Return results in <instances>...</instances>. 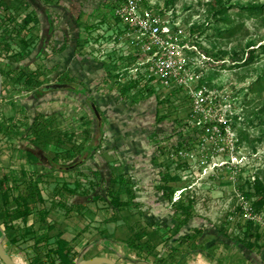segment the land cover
<instances>
[{
    "label": "rangeland",
    "instance_id": "1",
    "mask_svg": "<svg viewBox=\"0 0 264 264\" xmlns=\"http://www.w3.org/2000/svg\"><path fill=\"white\" fill-rule=\"evenodd\" d=\"M119 4L0 0V182L8 174L11 188L6 205L0 183L5 246L22 264H66L55 252L60 235L71 240L70 264L102 255L118 264H264V206L246 195L252 183L264 182V0H143L144 7L167 12L186 34H194L182 43L190 47L186 55L192 68L207 73L199 97L185 88L168 92L158 84L145 86L130 73L135 56L121 37L123 25L115 15ZM58 82L84 88L86 94L45 89ZM152 88L159 97L168 93L167 99L160 103ZM156 111L158 117L165 115L161 124ZM191 118L198 125L228 121L232 129L218 150L212 133L204 140V152L193 145L195 160L207 155L216 161L208 173L179 167L181 176L192 175L174 186L187 188L177 202L189 196L196 201L191 222L182 224L167 205L152 214L140 208H145V187L138 180L131 187L140 206L113 204L112 199H128L119 174L132 170L129 160H139L141 170L148 160L160 170L158 160H165L166 170L177 171L176 162L161 157L157 146L172 139L183 123L192 124ZM241 130L248 140L239 141ZM204 136L192 144H201ZM22 170L39 173L33 181L45 197L26 220L9 215L14 197L27 186ZM15 176L19 189H12ZM77 182L79 192L70 196ZM243 194L247 203L241 205ZM162 201L156 195L154 206ZM73 204L78 207L72 210ZM42 209L51 214L46 220ZM201 225L208 234L194 237L192 227ZM217 228L231 239L223 240ZM233 240L257 245L248 251Z\"/></svg>",
    "mask_w": 264,
    "mask_h": 264
},
{
    "label": "built area",
    "instance_id": "2",
    "mask_svg": "<svg viewBox=\"0 0 264 264\" xmlns=\"http://www.w3.org/2000/svg\"><path fill=\"white\" fill-rule=\"evenodd\" d=\"M142 2L143 0H120V4L115 12L116 18L123 25L121 37L130 43L132 48L129 53L135 56V62L130 69L128 68L130 73L140 83H146L145 86L158 84L168 92L177 88H185L187 93L192 95V97H199L200 94H203L204 89H206L205 83L208 82L206 79L207 73L196 72L192 68L186 55V51L190 47L182 43L186 35L190 38L194 34L192 31L186 34L185 29L175 24L167 12H157L152 8L144 7ZM151 91L161 101L166 100L169 95L168 93L162 94L165 93L163 91L159 97L156 94L158 91L155 88H152ZM193 123L197 122L193 121ZM218 123L223 122L207 121L204 125L197 124L200 129L205 130V132H202L205 136L201 144L193 143L192 149L183 147L179 150L165 153V156L171 159L172 162H176V168L174 169H177L178 172L167 171L173 176L178 174L184 179L192 175L181 176V169L179 167L185 169L187 172L198 170V173H200L199 170H201L203 173L205 171L208 173V168L216 164V161L209 160V156L207 155H204L205 158H202V160H195L197 153H195L196 150L193 148V145L199 148L201 146L200 151L204 152L207 148L204 140H208L209 137L207 136L212 133L211 137H217V140L213 144L218 150L222 146V141L225 140L224 138L227 136V133L232 130L228 124L224 133ZM223 149L230 151L224 146ZM163 156L162 154L161 157ZM159 163L164 166L165 170V160H159ZM185 187L175 189L176 195H174V201H177L179 196L184 194L187 189ZM240 201L241 205H243L244 201L247 203L246 195L243 194Z\"/></svg>",
    "mask_w": 264,
    "mask_h": 264
},
{
    "label": "trees",
    "instance_id": "3",
    "mask_svg": "<svg viewBox=\"0 0 264 264\" xmlns=\"http://www.w3.org/2000/svg\"><path fill=\"white\" fill-rule=\"evenodd\" d=\"M120 0H118L119 2ZM260 7V6H259ZM257 7L253 8L256 9ZM1 34H0V43H3L2 38H1ZM254 50H252L251 52V57L250 59H253L254 55H253ZM2 70V69H1ZM3 73V70H2ZM210 80H212L211 76L209 77V82ZM258 79H256L255 82H257ZM27 82L31 83L32 82V78L28 77L27 78ZM81 90V89H80ZM153 94H155L152 91ZM157 100H159L157 98ZM160 103L163 102L161 100H159ZM93 106H95L94 108L96 110L98 109V105L95 103L93 104ZM157 112V111H156ZM163 115V116H162ZM160 117L159 116V112H157V119L159 118L160 120V124L161 122H163L165 120V115L162 114ZM237 118L238 116H235V122H237ZM163 119V120H162ZM194 121V118H191ZM181 121V120H180ZM182 122V121H181ZM195 122V121H194ZM176 125V124H174ZM218 125L221 126L223 132L225 133L226 131V126L228 125V121L225 123H218ZM182 126V127H181ZM179 127L178 130L174 131L173 138L165 141L160 140L158 146H157V151L160 154H165L167 153V150L169 151L171 149V151H176L179 150L183 147H192V142H194V140H196V138L198 137L199 133L205 132L204 129H200L197 125V123H189V121L183 123V125H181ZM175 127V126H173ZM172 127V128H173ZM239 133V141H246L248 140V134L247 132L244 131H238ZM155 133V132H154ZM178 133V134H176ZM189 133V134H188ZM178 137L177 139L174 140V137ZM158 142V141H157ZM186 142V143H185ZM28 156L33 160V162L38 161V157L35 156V154H33L32 152H28ZM55 164H57V161L54 160L53 161ZM59 165V164H57ZM160 165L162 166V168L159 170V179L155 180V192H157V196L160 197V199H162L163 204L166 206H168L171 210H173V213H175L176 216H179L182 218V224H189L191 222V220L194 218V216H192V213L195 210L196 207V201L193 197L189 196L188 198H186L185 200L182 201H174V186L175 183H177L178 181H180L181 177L180 175H175L173 176L169 171L166 170V165H165V170H164V166L160 163ZM59 167H61L62 169H66L65 171L67 172H71L73 171L72 166H62L59 165ZM68 168V169H67ZM37 171V170H35ZM22 175L26 178V188L23 189L20 194H18L17 196L14 197V201L16 203V207L11 210L9 215H12L14 219H28L32 213L34 212V210L36 209V207L38 206V204H42L45 202V197L42 194L41 189L39 188L38 185H36L33 181L34 178H36V176H39L38 172H31L28 174V172L26 170H22ZM15 181V185L12 186V189H19L20 188V180L18 178V176H15L14 178ZM10 182V177L8 174H5V176H3L2 180H1V184L4 187L3 188V201L4 203L7 205L10 202L11 199V195L10 192L8 191V183ZM136 182V178L134 173H131L129 170L122 171L119 174V184L121 186H123L125 188V191L128 195V199H123L122 198H117L118 200H114L112 199L113 204L117 203V206H135L138 207L140 206V201L139 198L137 196V192L134 193L132 186V183ZM157 183V184H156ZM252 190H250L249 192H247V196L251 197V198H256L257 202L255 201L254 205H259L260 206H264V182L257 180L256 182L252 183ZM81 187V182H77L74 188H70L69 189V193L71 194L70 196H75L76 194H78L79 192V188ZM141 189V187H140ZM121 197V196H120ZM156 199V198H155ZM80 206V205H79ZM75 207H78V205H72L70 207V209H74ZM50 213L47 212V210H41L40 211V215H41V219H45L47 218V216ZM148 223H152L151 221H148ZM51 225L52 222H50ZM56 227V226H55ZM51 230H54V226L50 227ZM194 232H193V236L197 237V236H204L206 234H208L207 228L204 225L201 226H193L192 227ZM217 235L221 236L223 238V240H230L231 238L229 236H227L224 233V230L222 228H217ZM199 240V238H198ZM71 240L67 239L64 235H60L57 239V248L55 249V252L58 254V256L66 263V264H70L71 260H70V249H68V247L71 246L70 243ZM233 242H236L238 245L243 246L246 250L248 251H253L256 248V243H250V244H245L243 242H241L240 240H233ZM258 255V254H257Z\"/></svg>",
    "mask_w": 264,
    "mask_h": 264
},
{
    "label": "crops",
    "instance_id": "4",
    "mask_svg": "<svg viewBox=\"0 0 264 264\" xmlns=\"http://www.w3.org/2000/svg\"><path fill=\"white\" fill-rule=\"evenodd\" d=\"M73 89H77L78 91H80V93L82 94H86V91L84 88H80V87H77V88H73ZM81 89V90H80ZM154 133V131H153ZM152 135V133H151ZM150 135V137H151ZM130 163H131V168L132 170H130L131 173H134L135 175V178H136V182L137 180L140 183L141 187L142 185H144V190H142V195L141 197L144 198L143 202L144 205H145V208L141 205L140 208L142 209H150V213H154V211H158L159 209H162L164 210L165 209V205L164 204H160V206L157 208L156 206H154L156 203L154 202L155 198H156V192H155V189H154V186H155V180L156 179H159L158 177V173H159V169L157 168V166L154 164V160H148V163H146L147 167L145 170H141L142 168L140 167L139 163L137 160H129ZM159 162V160H158ZM155 165V166H154ZM142 182H145L142 183ZM157 184V183H156ZM138 196V195H137ZM125 199V198H123ZM51 216V214H50ZM152 236H146L145 237V240L150 238Z\"/></svg>",
    "mask_w": 264,
    "mask_h": 264
},
{
    "label": "water",
    "instance_id": "5",
    "mask_svg": "<svg viewBox=\"0 0 264 264\" xmlns=\"http://www.w3.org/2000/svg\"><path fill=\"white\" fill-rule=\"evenodd\" d=\"M68 84H61V83H54L47 85L49 89H64L67 88ZM3 93V73L0 66V100L2 98ZM0 259L3 261L4 264H19V262L11 255L8 251L3 239L0 236ZM77 264H118L113 258L108 256H95L92 258L81 260Z\"/></svg>",
    "mask_w": 264,
    "mask_h": 264
},
{
    "label": "flooded vegetation",
    "instance_id": "6",
    "mask_svg": "<svg viewBox=\"0 0 264 264\" xmlns=\"http://www.w3.org/2000/svg\"><path fill=\"white\" fill-rule=\"evenodd\" d=\"M59 83V82H58ZM51 84H54V83H51ZM61 84H68V87L67 88H64V89H68V88H76V86H74L73 84H71V83H65V82H61ZM49 85V84H48ZM45 89H47V90H54V89H48L47 88V85L45 86ZM55 90H57V89H55Z\"/></svg>",
    "mask_w": 264,
    "mask_h": 264
},
{
    "label": "bare ground",
    "instance_id": "7",
    "mask_svg": "<svg viewBox=\"0 0 264 264\" xmlns=\"http://www.w3.org/2000/svg\"><path fill=\"white\" fill-rule=\"evenodd\" d=\"M16 259V258H15ZM17 260V259H16ZM18 261V260H17ZM19 262V264H22L20 261H18Z\"/></svg>",
    "mask_w": 264,
    "mask_h": 264
}]
</instances>
